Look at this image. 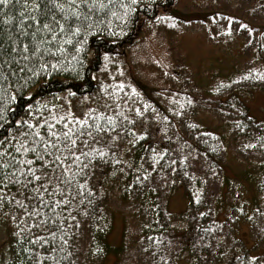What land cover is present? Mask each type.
I'll return each mask as SVG.
<instances>
[{
	"label": "trees",
	"instance_id": "16d2710c",
	"mask_svg": "<svg viewBox=\"0 0 264 264\" xmlns=\"http://www.w3.org/2000/svg\"><path fill=\"white\" fill-rule=\"evenodd\" d=\"M180 1L139 0L143 7L134 6L135 11L127 20L117 18L125 11L119 4L127 0H112V6L102 10L76 5L91 15L96 22L93 28L87 34L72 37V43H64V51L46 55L60 67L34 78L27 91L9 105L6 117L0 119V140L16 136L20 126L14 122L29 119V111L40 112L47 120L49 112L81 116L93 109L103 113L101 124L111 117L118 125L111 135H118L119 139L105 141L108 162L86 170L91 173L88 183L95 188L91 194L84 192L87 199L80 205L87 215L74 211L76 221L66 220L67 227L57 223L52 228L60 229L53 247L61 243L59 236L69 241L65 253H55L58 259L72 251L75 264H104L110 254L114 255V264H181L182 258L192 264H264V124L254 121L245 100L237 95V90L243 89L264 93V11L259 16L252 14V21L245 22L250 36L243 32L246 38L242 36L239 46L248 67L234 65L227 79L221 74L213 76L215 83L203 91L186 77V66L172 74L171 66L166 67L165 53L153 62L158 57L153 52L147 58V70L157 84L145 93L144 86L138 84L141 79L135 71H139L133 70L143 68L133 64L132 69L128 54L139 45L150 47L152 39L163 45L165 38L159 34L170 29L169 22L175 20L172 11ZM103 2L108 4L109 0ZM228 3H224L220 14L217 9L203 7L206 15H216L218 20L202 22L203 27L231 33L233 29L224 25L232 19ZM260 4L264 10V0ZM0 8L4 9L0 29L13 30L2 23L4 15H11L15 23L21 9L15 0ZM113 12L117 15L113 16ZM28 23L24 21L25 26ZM227 37L228 34L223 40L236 39ZM151 92L155 98L150 97ZM27 104L33 106L31 110ZM206 115L215 120L212 130L204 129L198 120ZM237 151L241 170L237 174L234 171L238 180H233L225 168L235 170L229 159ZM179 187L189 204L178 217L182 222H174V215L168 211V198ZM237 189V199L232 204L228 202L229 193ZM249 189H256L257 193L244 202V191ZM118 204L126 208L122 214L124 230L121 246L113 248L109 237L114 226L113 209ZM221 207L228 215L226 221L219 223L215 215ZM18 213L19 209L8 206L0 211L10 264H25L27 254L23 249L32 247L29 240L34 233L41 234L39 229H27V218L21 219L22 214ZM45 214L48 215L47 210ZM13 215L19 224L11 219ZM242 220L251 227L256 249L262 250L255 260L250 249L236 237L234 225ZM18 228L25 229L20 232L22 240L16 235ZM46 239L51 241L50 237ZM60 264H70V260L61 259Z\"/></svg>",
	"mask_w": 264,
	"mask_h": 264
},
{
	"label": "snow or ice",
	"instance_id": "6c2138e0",
	"mask_svg": "<svg viewBox=\"0 0 264 264\" xmlns=\"http://www.w3.org/2000/svg\"><path fill=\"white\" fill-rule=\"evenodd\" d=\"M10 3L12 0H0L4 7ZM15 5L21 9L17 21L13 23L11 15H4L2 21L14 31L0 29V119L6 117L9 105L27 91L34 78L49 75L50 69L60 67L46 59V55L64 51V43H72V37L87 34L93 28L96 22L91 15L82 8L78 10L76 5L102 10L111 7L112 0L108 4L103 0H91V3L89 0H15ZM136 5L139 0L120 3L119 7L125 11L117 18L127 20ZM3 12L0 8V14ZM112 15L117 14L113 12ZM24 21L29 22L27 26ZM242 27L247 28V25ZM5 35L7 39L3 40ZM32 107L27 104L29 110ZM28 115L29 119L14 122L20 126L16 136L0 140V211L5 206L19 209L21 219L27 218L24 221L27 229L40 230L41 234L34 233L29 240L32 247L23 249L27 254L25 264L29 260L31 264H60L64 258L75 264L71 260L72 251H67L60 259L55 255L65 253L69 241L59 236L61 243L53 247L60 229L53 231L52 228L57 223L67 227L66 220L76 221V216L72 215L74 211L87 215L80 205L87 199L84 192L91 194L95 188L89 185L91 173L86 170L108 162L105 141L111 143L119 139L118 135H111L118 125L111 117L106 124H101L103 113L93 109L81 116L72 112L64 115L49 112L47 120L40 112L29 111ZM60 124L63 127H58ZM11 219L19 224L15 215ZM24 230L18 228V239H23L20 232Z\"/></svg>",
	"mask_w": 264,
	"mask_h": 264
},
{
	"label": "rangeland",
	"instance_id": "374dc122",
	"mask_svg": "<svg viewBox=\"0 0 264 264\" xmlns=\"http://www.w3.org/2000/svg\"><path fill=\"white\" fill-rule=\"evenodd\" d=\"M224 3H228V0H181L178 5L179 7L177 6L178 8L176 7L174 9L175 11H172V17H175V20L169 22L170 29L166 30V34H159L162 39L165 38V42L162 43L163 45L161 46L155 39H152L153 42L150 47L139 45L140 47L138 46V49L128 54L129 58L127 62H130L132 69L133 64H138L143 68L142 70L140 67H137L133 70L139 71V73L136 71L135 73L141 79H139L140 81L138 84L142 87L144 86L143 89L145 93H150L151 87L157 84L152 72H150L149 69L147 70V58L153 52L158 55L156 59H153V62H158L165 53L164 57L167 60L166 67L170 68L171 66L172 74H177L186 66V77L194 83H197L198 87L203 91H207L211 84L215 83V81L211 80L213 76L217 77L221 74L227 79L234 65L236 66L238 63H241V66L246 65L248 67L249 63L244 62L242 59V51H240L239 45L244 40V35H250L247 28L242 27V25H245L247 21H252V14L256 16H259V13L263 14L264 10L261 8V0H243L242 4H239L238 0H231V3H228L229 6H231L229 13L232 19L229 18L228 22H225L224 25H227L231 31L233 29L231 33H226L225 31L219 33L214 28H204L202 22H208L210 24L213 19L215 21L218 20L216 15H206L207 13L204 11L203 7L208 6L217 9V12H219L224 6ZM197 4H199L200 7H198ZM203 4L204 6H202ZM220 13L221 12H219V14ZM241 16L244 19L243 22L238 20ZM243 32L245 33L244 35ZM226 34H228L227 38L236 37V39L234 41H230L229 39L223 40ZM151 38V34L148 33L147 39L150 40ZM244 90L246 89L237 90V95L245 100L246 107H248L247 112L254 121L264 124V93L257 89L243 92ZM153 95L154 94L151 92L150 97L155 98ZM209 117L210 115H206L205 117L199 116L198 120L201 121V126L204 129L212 130L215 120ZM232 156L230 155L229 160L235 170L226 167L225 173L227 176L232 177L233 180H238L235 176V172L237 174L238 171L241 170L237 162L238 151L232 153ZM240 182L245 184L243 178H241ZM234 184L235 182L232 185L234 186ZM235 191H239V189L233 190L230 193L228 192V202L232 204L235 202L234 200L237 199L236 194L238 192ZM241 193L243 194L242 191ZM256 193V189H249V192L244 191L242 199L244 202L249 201ZM188 204V197H186L182 187L176 188L174 192L170 194L168 198V211L174 215V222H182L178 217L187 211ZM113 210L114 226L111 236L109 237V243L113 248H119L122 243L124 230V215L122 214L125 212L126 208L118 204ZM218 210L220 211L215 215L217 222L221 223L226 221L228 211L224 210L222 207ZM234 227L236 229V237L245 244L247 249H250V254L253 257L260 255L262 250L256 249L255 244L257 242L248 223L242 220L240 224H235ZM183 229L184 227L182 225L180 231L182 232ZM10 259V251L6 245V235L4 229L0 226V264H10ZM114 262V255L110 254L105 259L104 264H114ZM181 264L192 263L182 258Z\"/></svg>",
	"mask_w": 264,
	"mask_h": 264
}]
</instances>
